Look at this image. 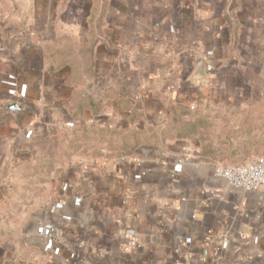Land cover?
Listing matches in <instances>:
<instances>
[{"label": "crops", "instance_id": "0c3cea01", "mask_svg": "<svg viewBox=\"0 0 264 264\" xmlns=\"http://www.w3.org/2000/svg\"><path fill=\"white\" fill-rule=\"evenodd\" d=\"M91 7L65 10L62 36L72 47L60 69L44 65L57 86L31 80L40 62L29 46L15 90H3L12 97L0 119L2 204L12 198L14 169L45 130L88 125L86 109L72 116L77 95L118 113L111 94L139 103L156 87L236 118L264 100V0H109L100 39L89 48ZM12 101L22 110L8 112ZM220 165L202 153L197 136L65 165L57 194L20 212V252L0 245V264H264V190L218 181Z\"/></svg>", "mask_w": 264, "mask_h": 264}, {"label": "rangeland", "instance_id": "374dc122", "mask_svg": "<svg viewBox=\"0 0 264 264\" xmlns=\"http://www.w3.org/2000/svg\"><path fill=\"white\" fill-rule=\"evenodd\" d=\"M91 2L0 0V119L6 101L12 97L3 90H15V85L20 80V71L16 70L24 58H28L22 50L30 46L37 51L35 55L29 54L32 60L40 62L35 74L30 75L31 80H43L49 86H57L58 81L44 70V65L48 61L58 65L62 60L63 50L72 47L62 36L65 33L61 23L65 18V10L68 7L87 10ZM236 2L237 0H234V3ZM88 38L91 45L90 38H93V35ZM50 56L54 60H51ZM59 87L62 88V85ZM86 90H90L89 86ZM150 95V99H144L140 94L137 98L139 103L132 99L136 109L130 111L124 108L126 104H118L111 94L110 99L119 107L118 113H113V109L107 107V102L103 103L99 98L97 104L86 109L87 119L89 123L92 120L91 123H96L94 125L98 127L148 130L152 136V144H138L137 148L142 145L159 147L166 140V135L177 128L176 130H180L179 138L197 136L202 153L209 154L220 164H240L264 159V123L261 124L264 120V100H254L263 104L256 108L253 115H248L251 119L249 124L240 126L244 111L236 118L227 110L208 108L188 101L179 102L162 94L156 87ZM71 103L72 100L69 104ZM106 109L110 115H101ZM112 113L114 119H104L110 116L112 118ZM94 119L99 120V123L93 122ZM89 123L88 125H92ZM76 124L78 123L67 126L53 125L60 133L54 142L49 141L54 136L53 130H45L42 136H47V140L41 136L32 142L28 149L30 156L17 164L14 170L18 180L15 187L8 192L12 198L9 203H0V245L16 247L20 252V212L25 210L30 213L35 201V204L44 205L57 194L60 168L65 165L77 168L87 162L109 160L119 154L126 155V151L134 145L132 140L130 142L129 139H124L130 138L126 132L121 134L115 145L84 142L77 137L78 133L72 132ZM57 147H60L61 151L51 155V151ZM237 153L240 156H236Z\"/></svg>", "mask_w": 264, "mask_h": 264}, {"label": "trees", "instance_id": "16d2710c", "mask_svg": "<svg viewBox=\"0 0 264 264\" xmlns=\"http://www.w3.org/2000/svg\"><path fill=\"white\" fill-rule=\"evenodd\" d=\"M108 10V0H92V7H91V14L89 19V27L87 31V35H93V38H90L91 41V47L95 45V43L100 39L101 36V27H102V19L104 15L106 14V11ZM64 65V62L61 61L56 69H60ZM116 102L118 104H126L124 108L128 110L134 111L135 105L133 103V100L126 94H121L120 97H115ZM99 98L93 97V96H81L77 95L72 100V103L70 104V109L75 110L72 111V116H80L84 109L91 108L92 105L97 104L99 102ZM257 103V102H256ZM261 105V104H260ZM260 105H252V107H248L244 110L242 119L240 121V126H245L246 124H249L251 122V119L248 118V115H253L256 111V108ZM259 108V107H258ZM264 123V120L261 122V124ZM50 130H53L54 138L51 137L49 141H56V138L59 136V131H57V128L52 126L49 128ZM177 129V128H176ZM171 130V132L166 135L167 137L165 139H176L180 136V130ZM78 131V132H77ZM72 132L78 133L77 137L81 140L85 141H93L96 143H102V144H110L115 145L119 141V137L122 133H128L130 138H124L129 139V141L134 143L131 148H129V151H126V155L132 153L137 149L138 144H152V136L149 134L148 130L146 129H115L111 127H98L94 124L92 125H85V124H76L73 126ZM95 134V135H94ZM44 140H47V136H42ZM73 140V139H72ZM71 141V140H70ZM69 149V148H68ZM61 148L57 147L55 150L51 151V155L55 154V152H60ZM124 153V152H123Z\"/></svg>", "mask_w": 264, "mask_h": 264}, {"label": "built area", "instance_id": "2783aa9c", "mask_svg": "<svg viewBox=\"0 0 264 264\" xmlns=\"http://www.w3.org/2000/svg\"><path fill=\"white\" fill-rule=\"evenodd\" d=\"M214 177L222 183L244 191L264 190V159L245 164L216 166Z\"/></svg>", "mask_w": 264, "mask_h": 264}, {"label": "water", "instance_id": "95a60500", "mask_svg": "<svg viewBox=\"0 0 264 264\" xmlns=\"http://www.w3.org/2000/svg\"><path fill=\"white\" fill-rule=\"evenodd\" d=\"M198 69H199L200 71H202V66H200ZM6 110H7L8 112H11V113H16V112L22 110V106H21L20 104H18L17 102L12 101V102H9V103L6 105Z\"/></svg>", "mask_w": 264, "mask_h": 264}]
</instances>
